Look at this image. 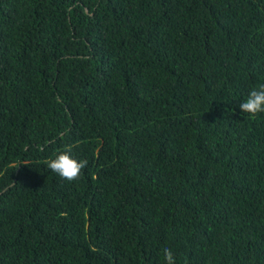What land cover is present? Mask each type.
I'll return each instance as SVG.
<instances>
[{
    "label": "trees",
    "instance_id": "16d2710c",
    "mask_svg": "<svg viewBox=\"0 0 264 264\" xmlns=\"http://www.w3.org/2000/svg\"><path fill=\"white\" fill-rule=\"evenodd\" d=\"M261 85L264 0H0V264H264Z\"/></svg>",
    "mask_w": 264,
    "mask_h": 264
},
{
    "label": "clouds",
    "instance_id": "9594fccd",
    "mask_svg": "<svg viewBox=\"0 0 264 264\" xmlns=\"http://www.w3.org/2000/svg\"><path fill=\"white\" fill-rule=\"evenodd\" d=\"M240 111L246 114V118H255L264 113V85L259 89H252L247 99L239 104ZM71 148L56 155L54 159L47 161V167L51 172L68 182L78 181L82 170L87 166V160H77L71 155ZM165 264H176V258L171 249L163 250Z\"/></svg>",
    "mask_w": 264,
    "mask_h": 264
},
{
    "label": "water",
    "instance_id": "95a60500",
    "mask_svg": "<svg viewBox=\"0 0 264 264\" xmlns=\"http://www.w3.org/2000/svg\"><path fill=\"white\" fill-rule=\"evenodd\" d=\"M87 12H88V10H87Z\"/></svg>",
    "mask_w": 264,
    "mask_h": 264
}]
</instances>
